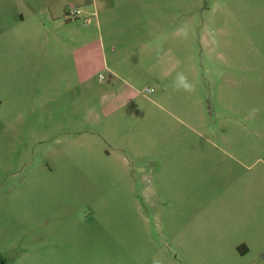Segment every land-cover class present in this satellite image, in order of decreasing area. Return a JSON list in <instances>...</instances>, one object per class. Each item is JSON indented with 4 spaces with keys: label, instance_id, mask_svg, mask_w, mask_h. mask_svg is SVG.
Here are the masks:
<instances>
[{
    "label": "rangeland",
    "instance_id": "rangeland-1",
    "mask_svg": "<svg viewBox=\"0 0 264 264\" xmlns=\"http://www.w3.org/2000/svg\"><path fill=\"white\" fill-rule=\"evenodd\" d=\"M190 56L194 92L167 78L153 106L158 60ZM245 231L260 250L243 257ZM262 254L264 0H0V264Z\"/></svg>",
    "mask_w": 264,
    "mask_h": 264
},
{
    "label": "crops",
    "instance_id": "crops-1",
    "mask_svg": "<svg viewBox=\"0 0 264 264\" xmlns=\"http://www.w3.org/2000/svg\"><path fill=\"white\" fill-rule=\"evenodd\" d=\"M134 15V14H132ZM143 16L147 15L146 13L142 14ZM135 16V15H134ZM166 25H162V28H164ZM161 28V29H162ZM178 34H180V30L178 32ZM167 61L166 59H164L163 57L160 58L157 62V64L159 65V73L156 76V85L158 87V94L157 97H155L154 99H152L150 102L152 103L153 106H155L156 108L165 111L164 109V103L168 100L164 97H162L160 95V91H164V92H168L170 90H172L174 87L175 89L184 91V90H188L191 89L194 92V88L195 86H197V67L196 65L193 63L191 56L189 57V60L186 61H182V60H177L176 59H171V64L168 67V64H166ZM184 65L186 66V68L184 67ZM181 66V70L180 67ZM186 69L185 72V80H183V77L181 76V72L182 70ZM112 75L116 74L115 70H112ZM175 81L173 84V88L170 86V84L166 83L167 78H171ZM177 77V78H175ZM174 89V90H175ZM100 94H101V106L98 109V111H96L97 116H104L106 119L117 116L116 113L118 110H120L121 107H116L115 104V99L118 96V90L116 89V86L113 82L108 81L106 83L103 84V86H101L99 88ZM136 115L137 117H141L143 118L144 116H146V110L143 109L142 107H138L136 110ZM171 114V113H170ZM172 115V114H171ZM174 118H176L174 115H172ZM177 119V118H176ZM157 141V140H154ZM170 155L165 159V165H162L163 162H155L153 163V167L154 168H158L160 169V171H167L166 168V162H170L173 161L174 159H176V157H174L173 155H176L177 153H169ZM161 156L165 157L167 154L166 153H160ZM152 166V165H151ZM161 167V168H159ZM165 167V168H164ZM251 222H247V221H235V220H229L228 218H226V232H228V230L231 228V226H233L234 224H237L241 227V229H246ZM246 235H244L243 237L239 238L238 242L236 245H234V249L238 251V253L243 256L246 257L248 255H250L252 253L253 250H260L257 246L256 248V244L255 241L256 239L253 238V236L249 237L247 231H245ZM264 255L262 254L260 256V259H262ZM252 264H256L255 262Z\"/></svg>",
    "mask_w": 264,
    "mask_h": 264
},
{
    "label": "trees",
    "instance_id": "trees-1",
    "mask_svg": "<svg viewBox=\"0 0 264 264\" xmlns=\"http://www.w3.org/2000/svg\"><path fill=\"white\" fill-rule=\"evenodd\" d=\"M0 261H3V258H2V256H0Z\"/></svg>",
    "mask_w": 264,
    "mask_h": 264
}]
</instances>
